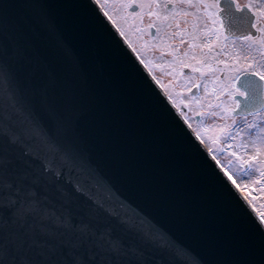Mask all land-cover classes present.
Wrapping results in <instances>:
<instances>
[{"label":"water","instance_id":"water-1","mask_svg":"<svg viewBox=\"0 0 264 264\" xmlns=\"http://www.w3.org/2000/svg\"><path fill=\"white\" fill-rule=\"evenodd\" d=\"M256 217L97 0H0V264H264Z\"/></svg>","mask_w":264,"mask_h":264},{"label":"snow or ice","instance_id":"snow-or-ice-1","mask_svg":"<svg viewBox=\"0 0 264 264\" xmlns=\"http://www.w3.org/2000/svg\"><path fill=\"white\" fill-rule=\"evenodd\" d=\"M105 6L111 4L113 10L106 7L105 15L118 28L120 34L129 42L136 53H139L143 58L142 61L148 66L150 65L140 50L132 43L129 38V32L142 38L145 34H150L151 29H155L153 43L163 41L160 37V24L155 21H167L168 27H175V31L171 34L169 42L164 45L170 51L168 54L174 56L175 62L169 65L158 64L155 67H171L175 69L174 76L183 74L185 69L193 73L203 75H211L212 79L204 83V93L202 96H197L193 101L181 100L180 105H186L192 110V103L198 106L196 115L203 116L204 112L200 109L207 108L213 115H220L224 123L219 126H209L199 129L201 139L210 140L213 144L220 143L223 137L229 131V121L231 113L234 111L235 102H223L227 97L229 101L240 94L236 86L238 78L242 73H251L258 80L264 81V64L257 61L256 56L264 58V4L254 3L249 0V6L254 9L255 23L253 25L256 34L247 35L239 41L225 42L223 34V26L220 18L217 15L216 0H104ZM188 5L189 8H196L197 11H186L181 7ZM135 6L139 9L136 12H130L129 9ZM200 10H203L211 23V26L201 28L200 25ZM148 15L153 18L154 22L147 26L143 24L144 16ZM119 17L120 19H117ZM188 17L193 18L191 24L192 30L183 27V24L188 23ZM187 45V51H182ZM147 47V45H145ZM219 50V51H218ZM191 80V78H189ZM160 82L159 80H157ZM163 87L170 88L171 85ZM200 84L192 81L190 87H186L184 91L177 93L179 96H184L185 93H191L194 88H199ZM170 99L172 96L169 95ZM175 103L176 100L172 99ZM218 109V112H217ZM241 151H233L238 161L244 165L255 166L258 172L257 179L249 183H240L239 188L248 189L245 194V199L257 207V219L264 222V210H261L254 202L248 198L251 192L257 185H264V144H256L252 151H247L245 145H240ZM234 175V174H233ZM260 192H264V187L259 188ZM128 207L127 205H124ZM134 215H139L135 209L129 208ZM141 223L145 228L151 230L154 236L158 239L165 240L169 246H175V242L171 241L167 233L157 224L153 223L147 217L142 218ZM261 251L264 252V239L260 241ZM177 251L183 254L179 249Z\"/></svg>","mask_w":264,"mask_h":264},{"label":"rangeland","instance_id":"rangeland-1","mask_svg":"<svg viewBox=\"0 0 264 264\" xmlns=\"http://www.w3.org/2000/svg\"><path fill=\"white\" fill-rule=\"evenodd\" d=\"M97 2L102 7V9H104V11H106V7L110 11L113 10V7L111 4H108L105 6L104 0H97ZM130 10L131 9H129V11ZM138 11H139V9H138ZM117 19H120V18L117 17ZM147 19H153V18H150L148 15L145 14V16L143 18V24L140 26H142V27L146 26L148 24ZM155 22L160 24V28H161L160 37L163 41V44L161 43V41H156V45H160L161 47H164V45H166V40H167L165 32L162 31L165 29L164 25L162 24V21H155ZM185 27L187 29H189L188 26H185ZM133 34L134 33L129 32V38L132 40L133 44H137L136 41L133 40L134 39ZM149 44H150L149 46H152V44H154L152 39L150 40ZM149 46L147 45L148 48H150ZM141 51L144 53V58L148 61V58H149L148 52L146 50H143L142 46H141ZM182 51H187V50L184 47V49H182ZM161 56H163V55H161ZM142 59L143 58L141 57V60ZM149 63H150V65H152V67H148L146 64L145 65L155 75H157V73L155 72V65L156 64L157 65L158 64L167 65L165 62H161V61L155 63L154 61L150 62V60H149ZM174 71H175V69H173V68L170 69V71H169L168 67H164L162 69V73H165V72L169 73L173 77V82H174V85L171 84L170 88H167V90L165 88V91H166L165 93L168 96L171 95L172 99L177 101V103H175L174 101L173 102L178 106V109H182V108L185 109L184 115L186 117L187 122L189 123L190 127H192L193 131L196 133L198 138L201 139L199 129H201L203 127H209V126H219L222 123H224V121L221 120L219 114L213 115V114H211V111H213V110H209L207 108L200 109L204 112L203 116L196 115V110L198 109V106L195 103H192V110H190L186 105H180L181 100L193 101L195 98L194 97L193 99L192 98L189 99V97L186 93L184 96L177 95V93H180L183 91V90L180 91L182 88H186V85L189 87L191 86V81H193L192 76L194 75V73L190 72L188 69H185L183 74L174 76L173 75ZM189 78H191V80ZM157 80H159L162 83L163 78L160 76L159 77L157 76ZM175 81H176V84H175ZM168 85H170V84H168ZM199 92H201L200 94L202 96L204 93V86H203L201 91L199 90ZM223 102H226V101H223ZM180 111H182V110H180ZM217 112H218V109H217ZM231 117L232 118L229 121H227V123L229 124V131L223 137H221L220 143L213 144L210 140H207V137H205V139H203V140L201 139V141L203 142L205 147L210 150L214 159L217 160L218 164H220L221 167H223V169L229 175L230 179H232L236 183V185H238L239 182L240 183H249V182L257 179V177H258V172H257L256 167L252 166V165L241 164L238 161V159L236 158V156H234L232 153H233V151H241L240 145H245L247 151H252L254 145H256L258 143L264 144V138L256 139L253 136L254 133L251 129L252 127L247 125L246 119L236 120L232 115H231ZM240 123L245 124L246 127L243 129L241 127ZM252 139H253V141H251ZM260 187H264V185H257L256 188H254L251 192H249L248 198L254 200L255 204L261 210H264V192L259 191ZM239 191L242 193V195H244V198H245V194L248 192V189L246 187L244 189L239 188ZM246 201L249 203L248 199H246ZM249 204L251 205L253 210H255L257 213V207H253V204H251V203H249Z\"/></svg>","mask_w":264,"mask_h":264},{"label":"flooded vegetation","instance_id":"flooded-vegetation-1","mask_svg":"<svg viewBox=\"0 0 264 264\" xmlns=\"http://www.w3.org/2000/svg\"><path fill=\"white\" fill-rule=\"evenodd\" d=\"M217 2V15L218 17L220 18L221 22H222V26H223V34H224V37H225V42H235V41H239L241 40L243 37L247 36V35H255L256 32H255V29L253 27V32L250 33V34H239V35H236L235 36V32L232 33L230 36L226 34V27L224 26V18H225V15L227 17V13H230V14H235V15H240V17H244L248 19H251L252 21V24L254 25L255 23V15H254V9L249 6V0H216ZM252 2L254 3H261V4H264V0H252ZM181 8H183L184 10L186 11H197L196 8H189L188 5H182V6H179ZM135 6H133L132 9H134ZM130 10V12H132ZM138 11V8H136V10L134 12ZM151 18V17H150ZM147 22L148 24L149 23H153L154 20L153 19H147ZM193 22V18L192 17H188V23L186 24H183L182 26L185 27V26H188L189 27V31L192 30L191 28V24ZM167 21H162V24L164 25V30H162L163 32H165V35H166V44L169 42V38L171 36V34L175 31V27H168L167 26ZM147 24V25H148ZM146 25V26H147ZM201 28L205 27V26H208L210 27L211 26V23L210 21L208 20L207 16L204 14L203 10H200V25H199ZM186 28V27H185ZM155 35V29H151L150 30V34H145L142 38L140 37H137L136 34H133L134 36V41H136L137 44H134L141 52V54L144 56V53L141 51V46H142V49L143 50H146L148 52V61L150 60L151 61H154L155 63L156 62H165L167 65L171 64V63H174L175 62V57L168 54L169 53V49L167 47H161L160 45H156V42L154 44H152V46H149V42L150 40L152 39L153 40V36ZM150 39V40H149ZM149 41V42H148ZM141 44V45H140ZM145 45H148L150 48L148 47H145ZM185 49L187 50V45L184 46ZM133 50V48H132ZM219 51V50H218ZM133 52H135L133 50ZM137 54L138 58L140 59L141 63H143V61L141 60V56L139 53H136ZM163 56H161V55ZM161 56V57H160ZM256 59L259 63L261 64H264V58H261L259 55L256 56ZM145 65V63H143ZM157 65V64H156ZM146 69L149 71V73L154 77V79L156 80L157 84H159L162 89L165 91V87L162 86L165 85L167 86L168 84H172L174 85V82H173V77L165 72V73H162V69H160L159 67H155V72L157 73V75H155L154 73H152L149 68L145 65ZM170 69H172L171 67H168V70L170 71ZM190 71V70H189ZM191 72V71H190ZM157 76L159 77H162L163 80H162V83L161 82H158L157 81ZM242 77H246V80H242V84L239 85V80L242 78ZM192 80L195 81L196 83H199L200 84V87L199 88H194L193 89V93H186L190 98H194V97H197V96H201V92H199V90L201 91L203 86H204V83L208 80H211L212 77L211 75H201L199 73H194V75L192 76ZM192 83V81H191ZM175 84H176V81H175ZM238 90H239V93L240 94H237L235 95L233 98H232V101H229L227 99V97L224 98V101L226 102H235L236 104V107L234 109V111L231 113V115L236 119V120H239V119H246L247 121V125H249L250 127H252V131H253V136L256 138V139H262L264 138V103H263V107L261 108V110H253L250 115H242V114H239V116H237V114L239 113L238 112V109H239V106H240V103H239V99H246L247 98V93L250 91L251 92V96L253 98L252 102V106L253 108L252 109H259L262 102H257L258 98H257V95H256V92L259 91V89H261L262 91V101L264 102V81H260L258 80L253 74L251 73H242L240 75V77L238 78V81H237V84H236ZM186 87H189L186 85ZM243 87V89H242ZM185 88H182L180 91H184ZM248 91V92H247ZM256 96V98H255ZM172 100V99H170ZM173 102V100H172ZM173 104L178 108V106L173 102ZM179 110H182L180 111L182 116L185 117L184 113H185V109L182 108V109H179ZM236 113V115H235ZM186 119V117H185ZM199 119V118H198ZM187 121V120H186ZM241 127L244 129L246 127L245 124L243 123H240ZM249 127V128H250ZM253 141V139L251 140Z\"/></svg>","mask_w":264,"mask_h":264}]
</instances>
